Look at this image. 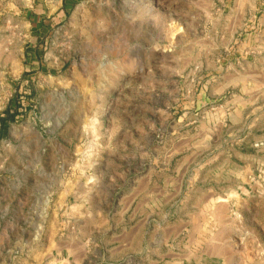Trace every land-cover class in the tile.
Listing matches in <instances>:
<instances>
[{
    "label": "rangeland",
    "instance_id": "1",
    "mask_svg": "<svg viewBox=\"0 0 264 264\" xmlns=\"http://www.w3.org/2000/svg\"><path fill=\"white\" fill-rule=\"evenodd\" d=\"M256 129L264 0H0V264H133L132 212L236 193Z\"/></svg>",
    "mask_w": 264,
    "mask_h": 264
},
{
    "label": "crops",
    "instance_id": "2",
    "mask_svg": "<svg viewBox=\"0 0 264 264\" xmlns=\"http://www.w3.org/2000/svg\"><path fill=\"white\" fill-rule=\"evenodd\" d=\"M258 132L252 130L247 136L250 141L245 137L228 148L242 163L234 174L239 182L236 193L231 195V190L216 184L202 189L211 195V204L178 209L147 243L148 212H132L130 239L122 251L125 256L133 264H256L264 246V175L254 173L255 165L242 152L247 147L264 150L263 141L255 136Z\"/></svg>",
    "mask_w": 264,
    "mask_h": 264
},
{
    "label": "trees",
    "instance_id": "3",
    "mask_svg": "<svg viewBox=\"0 0 264 264\" xmlns=\"http://www.w3.org/2000/svg\"><path fill=\"white\" fill-rule=\"evenodd\" d=\"M16 116H17V113L14 114V115L9 116V118L7 120H2L3 126L5 125L6 122H14L15 119H16Z\"/></svg>",
    "mask_w": 264,
    "mask_h": 264
},
{
    "label": "bare ground",
    "instance_id": "4",
    "mask_svg": "<svg viewBox=\"0 0 264 264\" xmlns=\"http://www.w3.org/2000/svg\"><path fill=\"white\" fill-rule=\"evenodd\" d=\"M107 62H110L109 60L107 61ZM107 62H106V64H107ZM102 65H103V63H102ZM110 65V64H109ZM35 131V130H34ZM40 137V136H39ZM32 175V174H31ZM4 247V246H3ZM5 248V247H4ZM1 249V248H0ZM3 253V252H2ZM13 253V252H12ZM1 255V254H0ZM2 256H3V254H2ZM5 264V263H4Z\"/></svg>",
    "mask_w": 264,
    "mask_h": 264
}]
</instances>
